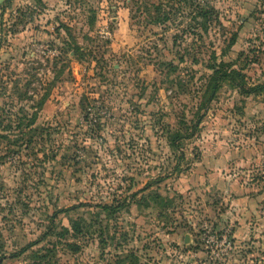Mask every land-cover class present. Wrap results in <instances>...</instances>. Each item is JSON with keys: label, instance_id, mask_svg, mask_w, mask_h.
Instances as JSON below:
<instances>
[{"label": "rangeland", "instance_id": "374dc122", "mask_svg": "<svg viewBox=\"0 0 264 264\" xmlns=\"http://www.w3.org/2000/svg\"><path fill=\"white\" fill-rule=\"evenodd\" d=\"M0 264H264V0H5Z\"/></svg>", "mask_w": 264, "mask_h": 264}, {"label": "trees", "instance_id": "16d2710c", "mask_svg": "<svg viewBox=\"0 0 264 264\" xmlns=\"http://www.w3.org/2000/svg\"><path fill=\"white\" fill-rule=\"evenodd\" d=\"M213 67L214 69H212V72L211 74H209L208 76V81H207V98L205 100V103H207L214 95L215 91H216V88L219 86L221 80L223 79H233L231 77V74L230 72H227L226 70H223V69H220V67H214V66H211ZM197 125V123H194L193 124V128H195ZM190 135V134H188ZM185 137V136H184ZM114 207L112 204L110 205H106L105 207Z\"/></svg>", "mask_w": 264, "mask_h": 264}, {"label": "water", "instance_id": "95a60500", "mask_svg": "<svg viewBox=\"0 0 264 264\" xmlns=\"http://www.w3.org/2000/svg\"><path fill=\"white\" fill-rule=\"evenodd\" d=\"M5 0H0V5L4 2Z\"/></svg>", "mask_w": 264, "mask_h": 264}]
</instances>
